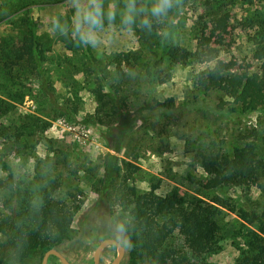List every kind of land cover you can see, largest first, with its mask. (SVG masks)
<instances>
[{"label":"rangeland","instance_id":"obj_1","mask_svg":"<svg viewBox=\"0 0 264 264\" xmlns=\"http://www.w3.org/2000/svg\"><path fill=\"white\" fill-rule=\"evenodd\" d=\"M155 55L164 62L152 74ZM201 70L244 89L205 92ZM0 99V264H42L47 250L14 255L11 241L39 224L33 207L58 200L75 209L56 246L70 264H93L109 239L124 248L118 264H141L131 211L146 201L170 205L158 221L169 264L197 251L189 230L207 215L217 244L205 259L236 264L252 227L238 213L264 212V179L217 189L200 159L230 156L253 131L264 158V0H0ZM123 113L134 122L118 140ZM117 253L106 245L99 264Z\"/></svg>","mask_w":264,"mask_h":264},{"label":"trees","instance_id":"obj_2","mask_svg":"<svg viewBox=\"0 0 264 264\" xmlns=\"http://www.w3.org/2000/svg\"><path fill=\"white\" fill-rule=\"evenodd\" d=\"M68 0H56V2H66ZM145 30V29H144ZM36 49V43L31 36L25 35L23 38V52L27 55L33 54ZM213 52V49H211ZM2 54L7 61L1 62L4 68H9V56L5 49ZM172 64H178L182 61V57L178 52L172 51L169 55ZM163 58L155 55L152 63V74L155 70L163 65ZM194 83L203 91H220L225 94H231L233 90H242L244 85L242 80L229 78L227 82H223L222 77L215 73H208L205 70L194 73ZM114 92L117 88L112 86ZM119 91V90H118ZM233 95V94H232ZM99 96L105 97L106 93H100ZM235 103L239 98L235 97ZM244 102V101H243ZM5 102L0 99V118L5 107ZM251 108V105L248 107ZM134 122V118L129 113L120 115L119 124L112 129L113 135L121 140ZM257 131L241 135L242 145L236 147L230 156L223 155L221 158L201 157L200 162L202 168L212 180L214 188H223L232 184L239 179L248 187L252 183L253 177L259 175L264 179V158L258 152L257 144L253 141H247L248 138L256 136ZM115 137V136H114ZM115 139V138H114ZM113 150L117 151L118 146H114ZM215 204H224L221 199H212ZM207 210L206 204H203ZM34 216L39 224L30 229L26 234L19 233L12 238L11 246L14 255H20L29 249L39 248L43 250L56 249L60 243L68 240L70 226L73 222L75 209L72 205L65 201H44L33 207ZM170 205L167 203H156L154 201H146L135 205L131 211V220L133 225L139 231V240L135 245L133 256L135 260H139L141 264H169V250L165 246L168 242V232L163 231L158 224L162 215L169 211ZM239 218L246 222L251 228H245L244 246L240 250V258L236 264H264V247L262 246L264 234V212L251 213L240 211ZM189 241L194 244L197 251H191L190 255L184 259V264H210L205 255L211 253L217 244V225L212 221L210 215L200 218L198 223L191 229Z\"/></svg>","mask_w":264,"mask_h":264},{"label":"water","instance_id":"obj_3","mask_svg":"<svg viewBox=\"0 0 264 264\" xmlns=\"http://www.w3.org/2000/svg\"><path fill=\"white\" fill-rule=\"evenodd\" d=\"M108 244L115 245L117 248V251H118L117 255L111 261L110 264H118V262L121 260V258L123 256L124 248L117 241L111 240V239L104 240L97 246V248L94 251L93 258H92L93 264H99L101 252L104 249V247ZM51 256L57 258L61 264H70L69 261L65 257H63L59 253V251H57L56 249H49L48 251H46V253L44 254L43 259H42V264H48V259Z\"/></svg>","mask_w":264,"mask_h":264},{"label":"clouds","instance_id":"obj_4","mask_svg":"<svg viewBox=\"0 0 264 264\" xmlns=\"http://www.w3.org/2000/svg\"><path fill=\"white\" fill-rule=\"evenodd\" d=\"M168 3H169V0H163V4H168ZM160 11H162V7L160 6L153 8L154 13H159Z\"/></svg>","mask_w":264,"mask_h":264}]
</instances>
